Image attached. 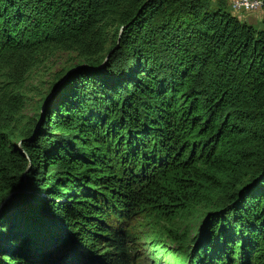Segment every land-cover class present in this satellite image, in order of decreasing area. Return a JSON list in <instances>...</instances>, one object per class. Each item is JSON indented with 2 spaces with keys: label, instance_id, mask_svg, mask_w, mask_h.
I'll return each mask as SVG.
<instances>
[{
  "label": "trees",
  "instance_id": "obj_1",
  "mask_svg": "<svg viewBox=\"0 0 264 264\" xmlns=\"http://www.w3.org/2000/svg\"><path fill=\"white\" fill-rule=\"evenodd\" d=\"M261 1L255 26L225 1L0 0V199L25 185L0 217V264H133L120 220L205 212L192 252L185 235L157 246L170 264H264ZM61 53L86 66L18 128L4 68Z\"/></svg>",
  "mask_w": 264,
  "mask_h": 264
},
{
  "label": "rangeland",
  "instance_id": "obj_2",
  "mask_svg": "<svg viewBox=\"0 0 264 264\" xmlns=\"http://www.w3.org/2000/svg\"><path fill=\"white\" fill-rule=\"evenodd\" d=\"M208 1L211 4H215L217 1H225L231 13H234L240 20H244L248 23H254L255 26L260 24V13L262 12V9L253 12L244 11L243 13H235V11L231 8L233 0ZM73 55L74 54L70 53L56 54L36 67L30 74H26V71L16 63H10L4 68L5 74L2 78L11 81L8 83V86L12 83L16 84L22 94L20 99L21 103L16 105V107L10 106V108H14L18 111L15 114L16 117L12 118L15 119L13 123L14 125L18 128H23L27 125V121L37 117V114L40 113L39 105L41 99H43V96L46 94L51 81L58 71L69 66L70 63L73 62ZM10 102L13 103L14 100H11ZM107 222L114 227L115 225H119L116 223V220L112 218V216L107 218ZM120 222L125 225L124 231L128 232L130 236L128 242L131 241L132 243L130 251H132L134 255L133 264H170V257L167 253L177 249L176 246L178 240L182 239L185 235L186 240L191 242L196 234H198V230H196V232L194 231V233L191 232L192 222L189 224L190 221L188 223L179 221L171 225L170 223H167L164 218L156 215L146 214L128 221L120 220ZM190 235L191 237L189 238ZM160 244H162L164 249L168 252L161 254V250L159 251L157 248ZM76 252L81 257L87 255L98 258L99 260L101 259L98 255L81 249H78ZM69 254L70 253H66L67 256ZM70 258L71 259L69 261H66L67 264H77L76 261H72V254ZM61 260L66 259L64 256H59L55 259V261ZM82 262V264H87L86 259ZM100 264L105 263L101 261Z\"/></svg>",
  "mask_w": 264,
  "mask_h": 264
},
{
  "label": "water",
  "instance_id": "obj_3",
  "mask_svg": "<svg viewBox=\"0 0 264 264\" xmlns=\"http://www.w3.org/2000/svg\"><path fill=\"white\" fill-rule=\"evenodd\" d=\"M109 56H110V53L106 57L103 58V60L100 63V67L105 66V63L107 62ZM74 64L75 63H72V64L70 63L69 66L58 71V73L54 76L53 80L51 81L50 86H49L46 94L43 96L42 104H44L51 96H53L62 87V85L68 79H70V77L76 71H78V70H80L86 66L85 64H76V65H74ZM38 124H39V122H38ZM38 124L36 125L34 132L37 130ZM24 177H25V173H24ZM24 186L22 189H14V190L9 191L5 196H3L0 199V217L4 213V211L8 208V204L13 200V198L15 196L21 194L24 191ZM209 215H210V212H205V214L202 217L197 218L195 220V223L193 224V226H191V232L194 233V231L196 232V230H198V234H199V235L196 234V236L193 238V240H191V242L188 240V247L190 248L191 252H192V249L197 244V242L200 238V233H201L200 230H202L201 228H202L203 224L205 223V221L207 220ZM190 237H191V235L189 236V238ZM186 250H187V248H186ZM190 253H189V255H190Z\"/></svg>",
  "mask_w": 264,
  "mask_h": 264
},
{
  "label": "built area",
  "instance_id": "obj_4",
  "mask_svg": "<svg viewBox=\"0 0 264 264\" xmlns=\"http://www.w3.org/2000/svg\"><path fill=\"white\" fill-rule=\"evenodd\" d=\"M231 8L235 11V13L244 11H257L262 9V1L261 0H233L231 3Z\"/></svg>",
  "mask_w": 264,
  "mask_h": 264
},
{
  "label": "crops",
  "instance_id": "obj_5",
  "mask_svg": "<svg viewBox=\"0 0 264 264\" xmlns=\"http://www.w3.org/2000/svg\"><path fill=\"white\" fill-rule=\"evenodd\" d=\"M232 14H234V13H232ZM235 15V14H234ZM260 15H262V12L260 13Z\"/></svg>",
  "mask_w": 264,
  "mask_h": 264
}]
</instances>
